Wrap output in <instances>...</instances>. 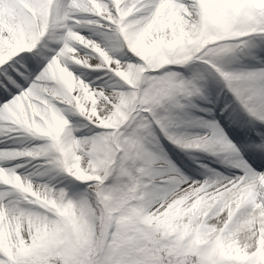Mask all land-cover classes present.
Masks as SVG:
<instances>
[{
    "label": "snow or ice",
    "instance_id": "6c2138e0",
    "mask_svg": "<svg viewBox=\"0 0 264 264\" xmlns=\"http://www.w3.org/2000/svg\"><path fill=\"white\" fill-rule=\"evenodd\" d=\"M0 145V264H264V0H0Z\"/></svg>",
    "mask_w": 264,
    "mask_h": 264
},
{
    "label": "rangeland",
    "instance_id": "374dc122",
    "mask_svg": "<svg viewBox=\"0 0 264 264\" xmlns=\"http://www.w3.org/2000/svg\"><path fill=\"white\" fill-rule=\"evenodd\" d=\"M82 34L85 35V36L90 35V33L87 32V31L83 32ZM93 39L97 40V42H102L100 37H93ZM240 59H241V61H242L243 63H245V64H250V63H251L249 60L245 59L243 56H242ZM231 129H232L233 131H235L236 133L242 135V137H243L245 140L248 138V135H250L246 130H243V129H241V128H231ZM240 143H242V142H240ZM0 146H2V145H0ZM167 148H168L169 154L172 156V158H173L174 160L177 161V163H181V162H183V163H182V166H183V164H187V165H189V166H191V167H194V165H191V161H189L187 158L184 159V158H182L181 156H179V155H177L176 153H174V151H172V149H171L170 147H168V145H167ZM170 152H171V153H170ZM187 160H188V161H187ZM36 163H40V161H36ZM52 175H55V173H52ZM45 179H47V177H45ZM62 179H64L62 176H57V177H56V180H62ZM53 182H56V181H53ZM65 183H68V181L65 180ZM79 187L82 188V187H84V185H79Z\"/></svg>",
    "mask_w": 264,
    "mask_h": 264
},
{
    "label": "bare ground",
    "instance_id": "6f19581e",
    "mask_svg": "<svg viewBox=\"0 0 264 264\" xmlns=\"http://www.w3.org/2000/svg\"><path fill=\"white\" fill-rule=\"evenodd\" d=\"M229 132L230 137H232L233 141L238 143V140L235 136V133L233 132L232 129H226ZM168 147H170L172 149V151H174V153H176L177 155L181 156L182 158L186 159V157L184 156L183 153H181L179 150L173 148L171 145H168ZM171 153V152H170ZM33 163H36V161H34ZM29 167H31V165H29Z\"/></svg>",
    "mask_w": 264,
    "mask_h": 264
}]
</instances>
